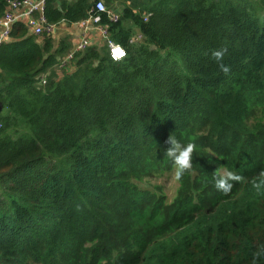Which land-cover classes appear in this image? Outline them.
<instances>
[{
  "label": "trees",
  "instance_id": "1",
  "mask_svg": "<svg viewBox=\"0 0 264 264\" xmlns=\"http://www.w3.org/2000/svg\"><path fill=\"white\" fill-rule=\"evenodd\" d=\"M94 1L44 0L43 16L72 24ZM124 4L115 22L100 13L119 61L89 46L57 77L68 37L54 47L18 21L0 43V264H251L264 245V190L252 186L264 171V0ZM221 48L227 74L212 58ZM170 134L197 148L167 203L139 184L174 170ZM221 170L247 182L224 195Z\"/></svg>",
  "mask_w": 264,
  "mask_h": 264
},
{
  "label": "built area",
  "instance_id": "2",
  "mask_svg": "<svg viewBox=\"0 0 264 264\" xmlns=\"http://www.w3.org/2000/svg\"><path fill=\"white\" fill-rule=\"evenodd\" d=\"M44 0H8L7 7L2 15H0V43L10 39V33L15 22H22L27 28L28 33L36 36L43 37L45 35H51L53 28L56 24H48L43 16ZM37 13V15H35ZM100 13H105L108 20L115 22L120 19V16L112 11L103 0H95L94 4L89 11L88 16L79 21V25L83 28L89 26H98L102 37L106 41L108 53L113 61V57L116 56L117 48L126 50L125 48L109 38L108 26L101 24ZM148 13L143 14V19L146 20ZM142 34L139 32L132 35L129 38V42H137L142 39ZM90 46V40L84 34L73 41L68 53L62 56L56 65L59 69L66 70V72H72L75 68L74 56L77 53H82ZM124 58V57H123ZM122 59V58H121ZM71 64V67L69 66ZM45 76L41 77V84L45 82Z\"/></svg>",
  "mask_w": 264,
  "mask_h": 264
},
{
  "label": "clouds",
  "instance_id": "3",
  "mask_svg": "<svg viewBox=\"0 0 264 264\" xmlns=\"http://www.w3.org/2000/svg\"><path fill=\"white\" fill-rule=\"evenodd\" d=\"M119 49V48H117ZM121 55L114 56L113 59L119 61L121 58L125 57L126 53L122 49ZM226 48H221L212 51V58L217 62L219 70L225 74L229 73L230 66L222 63ZM165 143L170 145L166 150V155L172 160L174 165V172L172 179L179 183L182 181L186 173H190L193 169V153L197 146L195 143H188L183 145L179 140L173 135H169L165 140ZM247 179L241 175L236 174L233 171L225 170L222 174H219L215 180V187L218 191L222 192L224 195L230 194L234 183H246ZM252 186L257 192L264 190V171H261L253 181ZM253 254L251 264H258L259 259L264 258V245L260 246Z\"/></svg>",
  "mask_w": 264,
  "mask_h": 264
},
{
  "label": "crops",
  "instance_id": "4",
  "mask_svg": "<svg viewBox=\"0 0 264 264\" xmlns=\"http://www.w3.org/2000/svg\"><path fill=\"white\" fill-rule=\"evenodd\" d=\"M103 1L108 7L112 9L113 12H115L121 17V13L125 5L124 0H103ZM35 15H37V13ZM126 25L130 26L131 29L133 30L132 35H135L136 33L138 34L140 32L138 27L135 24L130 23L129 21L126 22ZM83 34L87 36V38H89L90 46H95L99 50L103 48H107L106 41L102 37L98 26H93V27L89 26L87 28H83L79 25V21L72 24H68L63 21L59 22L53 28V31L50 36L53 39L54 47L58 46L60 39H62L63 37L69 38L70 47H71L73 41L77 40V38H80ZM37 39L40 41L42 37H39ZM58 64L59 61H57L56 65ZM69 66L71 67V64ZM54 71L57 77H60L63 73H66V70L59 69L57 66L54 67Z\"/></svg>",
  "mask_w": 264,
  "mask_h": 264
},
{
  "label": "rangeland",
  "instance_id": "5",
  "mask_svg": "<svg viewBox=\"0 0 264 264\" xmlns=\"http://www.w3.org/2000/svg\"><path fill=\"white\" fill-rule=\"evenodd\" d=\"M257 115L259 116L260 113ZM252 122L253 120L250 119L249 124ZM173 172L174 170H171L170 172H165L163 175L156 174V176H152L150 178H143L139 184V188L155 189L156 187H159V189H161L162 193L165 195L167 203H170L175 198L176 191L179 186V183L172 179ZM221 172H224V170H221Z\"/></svg>",
  "mask_w": 264,
  "mask_h": 264
},
{
  "label": "snow or ice",
  "instance_id": "6",
  "mask_svg": "<svg viewBox=\"0 0 264 264\" xmlns=\"http://www.w3.org/2000/svg\"><path fill=\"white\" fill-rule=\"evenodd\" d=\"M121 54H122L121 51H120L119 49H117V50H116V55L119 56V55H121Z\"/></svg>",
  "mask_w": 264,
  "mask_h": 264
}]
</instances>
